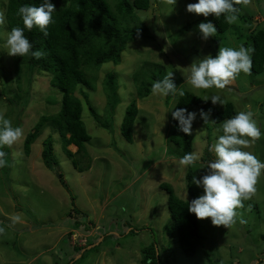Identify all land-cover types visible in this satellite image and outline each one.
I'll return each instance as SVG.
<instances>
[{
    "label": "rangeland",
    "instance_id": "1",
    "mask_svg": "<svg viewBox=\"0 0 264 264\" xmlns=\"http://www.w3.org/2000/svg\"><path fill=\"white\" fill-rule=\"evenodd\" d=\"M7 1L0 0V18L3 21L0 23V114L9 119L13 127L19 124L23 134L12 146L0 148V151L10 154L3 157L6 163L0 167V214L3 216L0 215V250H4L2 246L8 241L9 249L5 254L8 259L3 263L19 264L20 258L30 256L38 248L45 253L48 247L54 248L59 244V227L71 226L70 221L74 225L81 218L92 219L77 206L87 202L80 196L82 177L64 154L57 128L45 127L31 146V154L28 157L25 155L27 135L42 116L55 115L60 111L62 96L51 87L52 77L47 73L34 72L30 76L26 66H22L21 73L17 74L13 56L8 55L2 47L9 32L5 18ZM109 2L114 7L117 0ZM195 2L197 0H177L172 6L167 0H151L150 10L139 12L138 16L143 25L151 30L154 40L142 39L129 43L118 65L106 63L100 68L86 69L93 89L79 86L76 96L82 102V121L91 140L85 144L87 153L76 157L82 166L91 168L88 170L89 193L86 196L97 205L95 215L101 212L95 221L99 226L96 227L92 221V226L89 224L86 227L90 232H85V228L77 234L72 232L73 236L68 237L71 245L67 240L62 249H55L51 264H142L143 250L155 242L161 264H264V170L257 179L256 191L249 199L243 200V206L236 210L237 217L233 224L214 226L211 218L198 219L204 245L195 257L186 258L177 238L170 237L168 230L165 231L171 217L167 195L159 186L169 184L178 198L186 202L191 199L186 184L190 166L179 164L177 156L181 152L168 142L173 126L172 112L180 96L177 94L168 104L166 97L151 94L147 98H140L133 75L141 68L149 76L153 72V64L161 66L163 75L173 72V80L178 88L202 99L212 94L221 95L225 104H216L219 109L232 103L236 113L251 111L261 136L244 151L264 161V71L259 75L252 70L242 72L224 89H192L186 82L188 68L209 54L215 56L220 47L243 46L247 49L246 44L252 42L250 35L257 29H264V0H247V3L242 0V7L236 13L238 18L231 23L232 30L230 28L221 35L216 33L208 40L202 38L198 29L203 15L187 11V5ZM57 4L60 5L59 0ZM187 24H191L192 29L180 33ZM113 75L118 84L119 100L114 109L112 99H109L111 92L106 90L108 76ZM133 101L140 113L135 122L137 127L133 130L135 142L130 144L120 128ZM91 109H94V114ZM190 111L197 113L190 134L192 154L198 157L192 172L193 176L200 178L206 174L207 162L215 159L214 152H210L208 160L207 150L222 134V123L216 124L209 115L205 123L200 118L198 107H192ZM96 116L100 122L109 123L110 128L97 125ZM49 137L53 138L54 156L58 161V166L52 170L45 167L42 159L43 145ZM68 149L73 153L78 151L73 146ZM136 159L139 161L136 162ZM58 174H63L70 188H64ZM193 188L196 197L203 193V189L195 184ZM66 209L68 213L64 212ZM51 210H55L52 217ZM10 218L19 224L29 222L27 231L33 229L35 220L48 222L52 218L55 226L51 227V236L46 234L50 232L49 229H45L36 232L39 235L35 239L25 238V255L21 249L23 243L6 231L7 228L17 232L15 225L9 223ZM241 220L244 222L241 223ZM39 245L41 247L37 248ZM89 245L95 246L86 249ZM32 246L35 248L32 249ZM73 248L82 250L76 252ZM93 254L96 255L95 259L89 258ZM44 259L43 263L49 264Z\"/></svg>",
    "mask_w": 264,
    "mask_h": 264
},
{
    "label": "trees",
    "instance_id": "2",
    "mask_svg": "<svg viewBox=\"0 0 264 264\" xmlns=\"http://www.w3.org/2000/svg\"><path fill=\"white\" fill-rule=\"evenodd\" d=\"M52 2L56 6V11L53 13L54 22L48 26V35L45 36L36 26L31 30H24V35L33 44V50L43 51L44 56L39 60L31 56H13L18 75L21 73L22 66H26L30 76L34 72L47 73L52 77L51 87L57 89L62 96L60 111L55 115L40 118L25 139L24 151L28 157L31 154V146L41 135L43 129L52 126L58 129L57 133L62 139V149L71 160L73 167L79 172H84L88 169L81 165L80 159L76 156L87 153L85 144L91 140V137L82 121L83 105L76 96V91L82 85L93 89L86 75L87 68H100L106 63L118 65L129 43L142 39L154 40L151 30L143 25L138 16L139 12L150 10L151 0H117L114 7L109 0H59L60 5L57 4L58 0H52ZM41 3L42 0H8L5 13L8 31L10 32L13 27H23L22 19L17 15L21 5L38 7ZM235 7L240 9L242 2L235 4ZM208 21L215 24L217 35L225 34L230 28L232 30V24L227 23L223 15L218 19L214 15L203 16L201 19V22ZM191 24L182 28L180 33L190 31ZM250 39L252 42H248L246 46L252 61L251 70L259 75L264 71V29H257L250 35ZM152 69L151 76L142 68L133 75L140 98L149 97L153 82L165 76L161 72L163 71L161 66L153 64ZM114 77V75L108 76L109 80L106 85L107 92H111L109 99H112V109L119 103L118 84ZM172 99L173 96L166 97L167 104ZM192 107L203 109L216 124H221L236 114L232 103L219 109L211 101H204L199 96L186 91L185 95L178 99L174 111L177 108H187L190 111ZM91 112L94 114V109H91ZM139 113L140 110L133 101L126 111L121 126V133L130 144L133 143V126ZM95 120L97 125L106 129L110 128L109 123L100 122L97 116ZM177 125L178 121L173 119L168 142L181 152L177 156L180 159L183 155L192 153L193 144L190 134L180 131ZM43 146V162L45 167L52 170L58 166L57 158L54 156L53 138H47ZM70 146H76L78 151L73 153L68 149ZM207 153L209 160L211 157L209 149ZM9 156L8 152L4 157ZM192 166L190 165V171L186 175L187 189L191 195L190 201L197 198L192 183ZM58 177L64 188L68 189L63 174H58ZM161 190L165 191L168 196V210L171 217V226L167 228L168 234L170 237L177 238L186 258H193L204 245L201 224L195 214L188 210L190 201L186 202L178 198L169 184H162ZM77 227H80L79 222H77ZM73 249L76 252L82 250L81 248ZM74 261L71 260V262ZM142 264H161L156 242L143 250Z\"/></svg>",
    "mask_w": 264,
    "mask_h": 264
},
{
    "label": "clouds",
    "instance_id": "3",
    "mask_svg": "<svg viewBox=\"0 0 264 264\" xmlns=\"http://www.w3.org/2000/svg\"><path fill=\"white\" fill-rule=\"evenodd\" d=\"M177 0H167L174 6ZM242 0H197L187 5V11L202 14L204 17L214 15L217 19L223 15L227 23L237 20L235 4ZM247 3V0H243ZM56 6L52 0H42L37 7L21 5L17 15L22 19L23 27H13L7 34L2 47L10 56H31L37 60L44 56L41 50H33V44L24 35V30L38 27L45 36L48 35V26L52 24ZM0 18V23H2ZM199 32L204 40L215 36L217 28L211 21L198 25ZM249 50L243 46L239 48L220 47L215 56L211 54L194 62L189 69L186 82L192 89H224L231 80L240 73H249L251 70ZM151 94L157 97L184 96L185 91L178 88L173 80V72L167 73L163 79L156 80L151 85ZM211 100L213 105L223 106L225 100L221 95L205 96L204 101ZM200 118L208 122V113L199 111ZM172 118L178 121V128L185 134H191L193 122L197 118L195 111L187 108H177L172 112ZM222 134L209 148L214 152L215 159L207 162L206 174L197 178L193 176L192 183L203 189V193L188 202V210L195 214L197 219L211 218L214 226H229L235 222L237 209L242 207V201L249 199L256 191V183L264 170V161L254 154L244 151L250 143L261 136V130L253 119L251 111H240L228 118L220 125ZM23 134L20 127H13L11 121L0 114V148L12 146ZM76 147V146H73ZM5 153L0 151V167L6 161ZM198 159L192 153L183 155L179 164L190 166ZM244 221L241 220V223ZM95 246V245H94ZM91 246L90 248L94 247Z\"/></svg>",
    "mask_w": 264,
    "mask_h": 264
},
{
    "label": "crops",
    "instance_id": "4",
    "mask_svg": "<svg viewBox=\"0 0 264 264\" xmlns=\"http://www.w3.org/2000/svg\"><path fill=\"white\" fill-rule=\"evenodd\" d=\"M250 109V108H249ZM264 109V108H263ZM264 111V110H263ZM135 127H137L136 126V124L133 126V130L135 129ZM120 130H121V128H120ZM135 135V134H134ZM134 137V136H133ZM211 137V136H210ZM133 141L135 142V140L133 139ZM208 141H209V139H208ZM209 148H210V146H209ZM126 157V156H125ZM103 159H105V157L103 158ZM136 162H138L139 160L138 159H136L135 160ZM175 161V160H174ZM83 167H85V166H83ZM91 167V166H90ZM93 168V167H92ZM75 169V168H74ZM76 170V169H75ZM88 170H91V168H89ZM88 170H85L84 172H79V171H77L78 173H79V176L80 177H82V179H80L81 180V183L83 184L81 187H83V189H82V191H80V196L84 199V200H86L87 202H89L90 204H87V202L86 203H80V205L79 204H77V206L79 207V209H82V211H85V213H87L88 215H89V218H90V215H91V219H92V221H94V223L91 221V220H88V218L86 217V218H81V219H79V223H80V227H77V223H75L74 225L72 224V221H70L69 222V224L71 225V226H65V227H59V225H57V227H59L58 228V233L59 234H61L60 235V240H61V242L59 243V244H57L54 248L53 247H48V249H47V251L45 252V253H48V255H45V253H43V249H41V250H39V248L38 247H41V245H39V246H36L38 249H37V251L35 250V252L33 253V254H31L30 256L28 255V256H23V258H20V260H19V264H38V263H41V264H45V263H43V259L44 260H46L49 264H51V259H53L54 257H55V255H54V252H55V249L56 250H59L60 248L62 249L63 248V244H65L66 242H67V240H68V242H69V244L71 245V239L69 240L68 239V237L69 236H73L72 234V232H74L75 234H77V232L78 233H80L79 232V230L80 231H83L84 230V228H85V232L86 231H88V232H90L91 230L89 229V230H87L86 229V227L87 226H89V224H90V227L92 226V223L93 224H95V226L96 227H98L99 225H97L96 223H95V221L96 220H98V217L100 216V214H101V212H99V214L97 213V215H95L96 214V207H97V205H95V202H94V200L93 199H88V197L86 196V194H88L89 193V188H88V180L90 179V177H89V174H88ZM83 177H86L85 179H83ZM88 178V179H87ZM66 182V181H65ZM164 184V183H163ZM162 185V184H161ZM161 185L159 186L160 188H161ZM68 188H70V186L68 187ZM99 188H100V184H99ZM159 188V189H160ZM71 190V189H70ZM161 190V189H160ZM161 191H163V190H161ZM165 192V191H164ZM166 193V192H165ZM167 195V194H166ZM74 200L76 199L75 197H72ZM181 200H183L182 198H180ZM83 200V201H84ZM92 203H91V202ZM77 202V201H76ZM98 202V201H97ZM66 206V205H65ZM82 207V208H81ZM62 208V207H61ZM167 208H168V196H167ZM88 209V210H87ZM169 211V210H168ZM55 213V210H51V217H52V213ZM64 212H66V213H68V209H66V210H64ZM1 215V214H0ZM2 216V215H1ZM3 217V216H2ZM87 219V220H86ZM7 221L9 222V220L7 219ZM33 222V221H32ZM11 225H15V227L17 228L16 230H17V232H12V231H10V230H8L7 228H6V231L8 232V233H10V235H13V236H15V238H16V240H18L19 239V242H22L23 243V245L21 246V249H22V252L26 255V253H25V250H27V247H25L24 246V243H25V238H36V236L37 235H39V233H36V232H38L39 230H45V229H49V233H46V234H48V236H51V227L52 226H55L53 223V220H52V218H51V220H49L48 222L47 221H42V222H40V221H38V220H35V224H33L32 226H33V229H31L30 231H27V227H28V225H29V222H25L26 224H19V223H15L11 218H10V222H9ZM41 223H42V225H41ZM52 223V224H51ZM57 224V223H56ZM18 225H21V226H18ZM44 226H48L47 228H45ZM169 226H171V222H170V225ZM169 226H166L165 227V231L167 230V228L169 227ZM30 228V227H29ZM23 232V233H22ZM87 232V233H88ZM131 233V232H130ZM10 235H9V237H10ZM82 235V234H81ZM84 236V235H83ZM54 237V239H55V236H53ZM70 237V238H71ZM85 237V236H84ZM12 240V239H11ZM10 240V241H11ZM55 241V240H54ZM50 243V242H49ZM49 243H47V245H49ZM95 244V243H94ZM2 247H5L4 248V250H0V264H4L3 263V261L4 260H7L8 258H7V255H5L6 254V252L8 251V249H9V245H8V241H7V244H4ZM91 247V245H89V246H87L86 247V249H91L90 248ZM32 249L33 248H35L34 246H32L31 247ZM45 248H47V247H45ZM32 249H30V250H32ZM82 249V248H81ZM84 249V248H83ZM45 250V249H44ZM72 250V249H71ZM22 254V253H21ZM5 255V256H4ZM95 254H93V255H91L89 258H92V259H95ZM53 264V263H52ZM54 264H56V262H54Z\"/></svg>",
    "mask_w": 264,
    "mask_h": 264
}]
</instances>
